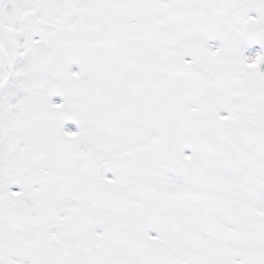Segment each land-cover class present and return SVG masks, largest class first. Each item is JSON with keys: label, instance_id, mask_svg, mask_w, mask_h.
Instances as JSON below:
<instances>
[{"label": "snow or ice", "instance_id": "6c2138e0", "mask_svg": "<svg viewBox=\"0 0 264 264\" xmlns=\"http://www.w3.org/2000/svg\"><path fill=\"white\" fill-rule=\"evenodd\" d=\"M0 264H264V0H0Z\"/></svg>", "mask_w": 264, "mask_h": 264}, {"label": "rangeland", "instance_id": "374dc122", "mask_svg": "<svg viewBox=\"0 0 264 264\" xmlns=\"http://www.w3.org/2000/svg\"><path fill=\"white\" fill-rule=\"evenodd\" d=\"M54 99L58 100L59 98H54ZM68 127L74 128V125H68Z\"/></svg>", "mask_w": 264, "mask_h": 264}]
</instances>
